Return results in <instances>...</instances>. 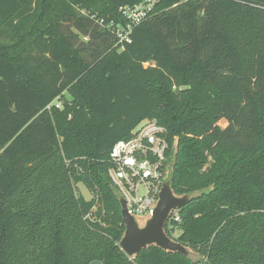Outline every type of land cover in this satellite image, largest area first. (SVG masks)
Here are the masks:
<instances>
[{
  "label": "trees",
  "instance_id": "1",
  "mask_svg": "<svg viewBox=\"0 0 264 264\" xmlns=\"http://www.w3.org/2000/svg\"><path fill=\"white\" fill-rule=\"evenodd\" d=\"M139 1L0 0V264H264V0H162L122 48ZM147 119L175 192L213 187L166 225L201 262L119 246L110 151Z\"/></svg>",
  "mask_w": 264,
  "mask_h": 264
},
{
  "label": "built area",
  "instance_id": "2",
  "mask_svg": "<svg viewBox=\"0 0 264 264\" xmlns=\"http://www.w3.org/2000/svg\"><path fill=\"white\" fill-rule=\"evenodd\" d=\"M161 1L140 0L133 5L122 6L120 12L126 22L112 21L107 25L117 37V44L123 48L125 44L131 43L135 27L152 17ZM56 101V107H61ZM171 150L167 129L156 119L142 121L129 139L118 140L113 145L107 176L133 214L146 216L154 210ZM180 221L179 210H175L167 223L169 230L174 228L175 222Z\"/></svg>",
  "mask_w": 264,
  "mask_h": 264
},
{
  "label": "water",
  "instance_id": "3",
  "mask_svg": "<svg viewBox=\"0 0 264 264\" xmlns=\"http://www.w3.org/2000/svg\"><path fill=\"white\" fill-rule=\"evenodd\" d=\"M179 143L175 139L172 143L171 154L167 160V168L163 180V186L154 210L146 216L133 214L119 190L111 183L119 200L125 231L119 242L120 248L131 258H136L142 250H148L151 246L161 248L167 253H181L193 262H201L205 257L185 246L169 235L166 224L175 210H180L193 199L209 193L213 187L195 192L177 194L173 188L174 169L177 161ZM91 264H103L94 261Z\"/></svg>",
  "mask_w": 264,
  "mask_h": 264
},
{
  "label": "rangeland",
  "instance_id": "4",
  "mask_svg": "<svg viewBox=\"0 0 264 264\" xmlns=\"http://www.w3.org/2000/svg\"><path fill=\"white\" fill-rule=\"evenodd\" d=\"M83 40H86V39H84L83 38ZM150 63H146V65L148 66ZM67 95H68V93H67ZM69 96V95H68ZM56 102H58V103H60V106L61 107H58V108H62V105H63V102L62 101H60V100H57ZM62 104V105H61ZM222 127H225V126H227V121L226 120H221L220 121V123H219ZM78 190L81 192V194L86 198V199H91V197H92V193L90 192V190L86 187V186H84L83 184H80V185H78ZM180 231H177V230H175L174 232H173V235L175 236V237H177L178 235H180Z\"/></svg>",
  "mask_w": 264,
  "mask_h": 264
}]
</instances>
